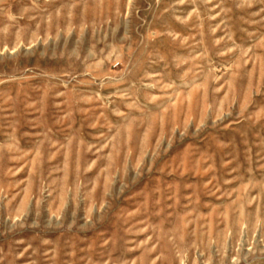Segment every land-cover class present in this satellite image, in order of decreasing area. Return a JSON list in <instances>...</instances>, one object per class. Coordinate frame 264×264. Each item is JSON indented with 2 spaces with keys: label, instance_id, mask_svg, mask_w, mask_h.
Segmentation results:
<instances>
[{
  "label": "rangeland",
  "instance_id": "obj_1",
  "mask_svg": "<svg viewBox=\"0 0 264 264\" xmlns=\"http://www.w3.org/2000/svg\"><path fill=\"white\" fill-rule=\"evenodd\" d=\"M0 264H264V0H0Z\"/></svg>",
  "mask_w": 264,
  "mask_h": 264
}]
</instances>
